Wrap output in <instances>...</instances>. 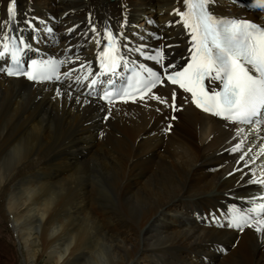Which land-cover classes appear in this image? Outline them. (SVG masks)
Returning <instances> with one entry per match:
<instances>
[{
	"label": "bare ground",
	"instance_id": "bare-ground-1",
	"mask_svg": "<svg viewBox=\"0 0 264 264\" xmlns=\"http://www.w3.org/2000/svg\"><path fill=\"white\" fill-rule=\"evenodd\" d=\"M254 2L215 0L214 12L264 26V9L246 6ZM7 4L0 0V29L7 27ZM156 5L158 19L150 27H128L138 11ZM173 7L183 10V0H15L18 18L40 17L54 28L51 36L32 41L24 56L79 55L81 63L94 62L96 39L105 25L128 37V48L121 51L130 60L145 61L130 51L142 41L150 53L154 46L174 45L171 58L185 61L188 34L177 25ZM92 24L98 33L91 32ZM73 25L78 27L68 36L66 29ZM153 33L163 39H153ZM23 35L31 41L30 30L24 28ZM57 88L62 95H56ZM157 91L170 99L171 86ZM185 98L181 91L177 104ZM172 114L151 100L103 104L89 97L87 84L75 83V76L33 83L0 74V221L11 225L24 261L264 264L260 234L198 218L210 212L222 216L229 203L251 206L250 195H259L260 186L247 182L251 173L236 161L239 155L244 163L251 160L244 153L249 147V155L256 157L250 169L257 174L256 164H261L259 173L264 172V129L254 132L251 126L237 133V125L229 129L230 122L188 103L175 113L178 118L166 134L163 128ZM241 142L239 155L225 151Z\"/></svg>",
	"mask_w": 264,
	"mask_h": 264
},
{
	"label": "snow or ice",
	"instance_id": "snow-or-ice-1",
	"mask_svg": "<svg viewBox=\"0 0 264 264\" xmlns=\"http://www.w3.org/2000/svg\"><path fill=\"white\" fill-rule=\"evenodd\" d=\"M233 3H240V0H233ZM214 6L215 0H183V10L175 7L171 9V13L179 18L177 25L182 24L188 34L189 43L186 47L189 54L186 62L181 60L176 63L171 58L174 45L154 46L150 53L142 41V46L132 47L130 51L138 53L145 61L138 63L137 60H130L121 51L122 48H128V37L105 25L102 38L98 35L96 39L98 50L94 62L81 63L79 55L66 54L58 59L49 54L46 58L29 59L24 63L22 55L25 50L33 47L32 41L38 42L44 36H51L54 28L40 17L25 14L23 18H18L15 0H8L7 27L0 29L3 31V35H0V63L4 65L0 66V74L8 78H23L33 83L62 81L75 76V83L87 84L89 97L107 105L156 101L173 113L167 118L168 124L163 128L166 134L173 127L172 121L178 118L175 113L182 111L188 103L206 114L230 122L226 123L229 129L237 124L252 125L251 130L259 132L264 129V26L248 19L218 17ZM246 6L261 10L264 9V0ZM147 23L152 24L154 21L148 19ZM77 27L73 25L67 28V35L71 36ZM119 27L122 29L124 25ZM24 28L32 32L31 41L23 35ZM9 32L12 34L9 35ZM91 32L98 33L96 24H92ZM152 38L163 39L156 33L152 34ZM121 40L125 43L122 44ZM69 47L72 45L69 44ZM39 51L38 48L35 49V52ZM63 51L68 53V48ZM148 61L153 63L149 65ZM73 64L76 66L73 67ZM63 65H68L66 71H61ZM94 66H98L99 71L94 72ZM119 68L124 71H118ZM115 78H120L121 81L126 79V82L117 84ZM216 82H219V86L212 87ZM99 86H102V90ZM168 86H171L170 99L162 97L157 91ZM181 91L186 94V98L184 104L178 105V94ZM62 94L61 89L57 88L56 95ZM67 95L72 96L73 93L68 92ZM187 96H190V101ZM74 98L80 100L79 95ZM89 102L85 100L86 104ZM155 110L161 111L159 107ZM110 112L111 108L105 113V120L109 118ZM235 130L237 133L244 131L239 127H235ZM242 143H234L225 151L239 155ZM261 147L264 148V145ZM244 160L245 157L239 155L236 163L242 164L251 173L247 182L264 186V172L256 176L249 167L254 160L248 163H244ZM219 167L221 166L217 165ZM236 171L239 169L232 170ZM249 199L250 207H237L235 203H229L222 216L210 212L206 217L198 218L210 225L226 226L241 233L246 228L251 229L264 239V203L257 204L255 196ZM98 259L102 260V256L98 255Z\"/></svg>",
	"mask_w": 264,
	"mask_h": 264
},
{
	"label": "rangeland",
	"instance_id": "rangeland-1",
	"mask_svg": "<svg viewBox=\"0 0 264 264\" xmlns=\"http://www.w3.org/2000/svg\"><path fill=\"white\" fill-rule=\"evenodd\" d=\"M219 1L221 2L222 0H219ZM158 9L160 10L159 6L156 5V7H154V9H147L144 12L138 11L136 13V16L133 18L132 22L129 24L128 27L140 29V30H143L145 27H150L153 23L149 24V23H147V20L148 19H152L153 21L157 20L158 15H156L155 12L159 11ZM139 15H142V16L139 17ZM133 22L138 23L137 27H135L136 24H135V26L132 24ZM140 25H142V26H140ZM101 124H103V123H101ZM246 149L244 150V153L247 154V156H249V159H251L250 161H252L254 156L249 155L251 152V151H249V147ZM254 158H256V157H254ZM262 161H263L262 164H264V160H262ZM252 164H254V163H252ZM260 165L261 164H256L257 174H255V175L260 174L259 168L260 169L262 168V166H260ZM0 223H1L0 224V264H29V262L24 261V258H23L22 253H21L22 247H21L20 243L18 242V240L16 238V234L13 231L11 225L7 221L6 222L0 221ZM39 264H41V262H39Z\"/></svg>",
	"mask_w": 264,
	"mask_h": 264
}]
</instances>
